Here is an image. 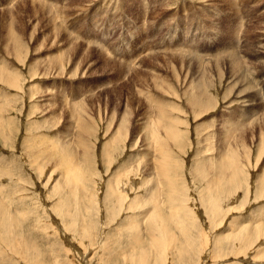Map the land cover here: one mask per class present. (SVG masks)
<instances>
[{"label": "rangeland", "instance_id": "374dc122", "mask_svg": "<svg viewBox=\"0 0 264 264\" xmlns=\"http://www.w3.org/2000/svg\"><path fill=\"white\" fill-rule=\"evenodd\" d=\"M72 1L0 0V65L14 80L0 79V264H263L253 253L264 235L243 245L240 238L264 224V0ZM10 27L20 34L15 49ZM139 63L157 71L161 89ZM135 88L147 106L150 91L160 92L170 114L136 106L135 122L113 139ZM76 92L91 124L86 148L67 122ZM52 94L65 98L55 125ZM148 117L168 135L165 153L144 140L146 130L132 135ZM230 119L241 124L227 137L238 123ZM165 155L168 174H155L152 191L159 210L145 217L148 205L129 204L156 183L144 166ZM119 171L126 187L111 196ZM142 177L152 180L143 185Z\"/></svg>", "mask_w": 264, "mask_h": 264}, {"label": "bare ground", "instance_id": "6f19581e", "mask_svg": "<svg viewBox=\"0 0 264 264\" xmlns=\"http://www.w3.org/2000/svg\"><path fill=\"white\" fill-rule=\"evenodd\" d=\"M72 1V0H71ZM93 1V0H92ZM241 1V0H240ZM73 2V1H72ZM86 2H88V1H86ZM95 2V1H94ZM93 2V3H94ZM232 2V1H231ZM96 3V2H95ZM68 4H70V3H68ZM85 5H86V3H85ZM91 5V4H90ZM231 5H232V7H233V3H231ZM83 6V5H82ZM82 6H81V8L80 9H83L82 8ZM88 6V5H87ZM70 7V5H68V8ZM75 7H77V6H75ZM71 8V7H70ZM88 8V7H87ZM235 8V7H234ZM69 11V10H68ZM76 11V10H75ZM235 11V10H234ZM238 12V11H237ZM71 13V12H70ZM73 13H74V11H73ZM234 15H235V12H234V14H233V17H234ZM64 17H65V15H64ZM67 17V16H66ZM66 17H65V19H66ZM154 21V20H153ZM65 22H66V20H65ZM241 22V21H240ZM66 24H67V22H66ZM5 25V26H4ZM3 26L7 29V26H6V22H5V24H4ZM8 25V24H7ZM241 25V24H240ZM66 28V27H65ZM260 28V27H259ZM10 29H11V31H9V32H7L8 34H6L5 36H7V39H9V40H11L12 41V44L14 45V49L16 48V47H19V46H21V43H20V41H19V39H20V34H15V33H13L12 32V28L10 27ZM9 29V30H10ZM25 30H26V28H22V32L25 34ZM234 34V33H233ZM77 35V34H76ZM81 36V35H80ZM3 38V37H2ZM74 38H75V40L77 39L75 36H74ZM73 38V39H74ZM79 38V37H78ZM5 39V38H4ZM7 39H6V41H7ZM72 39V40H73ZM71 40V39H70ZM72 40H71V42H72ZM75 40H74V42H75ZM79 40V39H78ZM78 40H76V42L78 41ZM81 41V40H80ZM61 42V41H60ZM5 43V42H4ZM9 43V41H7V43L6 44H8ZM81 42H79V43H77V44H80ZM90 43V42H89ZM10 44V43H9ZM74 44H76V43H74ZM83 44H85V43H83ZM13 45H11V46H13ZM10 46V45H9ZM10 46V47H11ZM74 46V45H73ZM170 46V45H169ZM9 47V48H10ZM97 47V46H96ZM176 47V46H175ZM175 47H172V48H175ZM232 47V46H231ZM70 48V47H69ZM80 48V47H79ZM85 48V47H84ZM98 48V47H97ZM168 48V47H167ZM171 48V49H172ZM13 49V50H14ZM100 49V48H99ZM103 49V48H102ZM5 50H7V48L5 49ZM174 50V49H173ZM184 50V49H183ZM9 51H10V49H9ZM9 51H8V53H9ZM86 51V50H85ZM104 51V50H103ZM78 52V51H77ZM82 52V51H81ZM80 52V53H81ZM87 52V51H86ZM85 52V53H86ZM102 52V51H101ZM14 53V52H13ZM13 53H11L12 55H14ZM64 53V52H63ZM99 53V52H98ZM18 54V53H17ZM102 54V53H101ZM145 54V53H144ZM59 55V54H58ZM74 55V54H73ZM104 55V54H103ZM9 56V55H8ZM82 56V55H81ZM106 56V55H105ZM15 57V56H14ZM64 57V56H63ZM80 57V56H79ZM116 57V56H115ZM115 57H113V58H115ZM151 57V56H150ZM66 58V57H65ZM75 58V57H74ZM149 58V57H148ZM157 58H158V56H157ZM77 59V58H76ZM81 59V58H80ZM106 59V58H105ZM147 59V58H146ZM52 60H54V63H57L58 64V62L60 61V59L59 58H52ZM69 60V59H68ZM67 60V61H68ZM123 60V59H122ZM121 60V61H122ZM152 60V59H151ZM153 60H156V57H155V59H153ZM120 61V62H121ZM132 61V60H131ZM62 62V61H61ZM72 62H73V60H72ZM118 62V61H117ZM132 62H134V61H132ZM154 62V61H153ZM152 62V63H153ZM75 63V62H74ZM82 63V62H81ZM103 63V62H102ZM138 64L136 61L134 62V63H131V66H132V64ZM59 64H60V62H59ZM65 64V63H64ZM140 64V63H139ZM157 64V63H156ZM72 65V64H71ZM75 65V64H74ZM142 64H140L139 66L141 67V69H143V68H145V65H144V67L142 68V66H141ZM122 66V65H121ZM130 66V65H129ZM134 66V65H133ZM138 65H137V67H139ZM146 66H148V65H146ZM150 66V65H149ZM6 66H4V67H1V65H0V79H2V81H5V83L6 84H9V86L11 87L12 85H13V78H12V76H11V74H10V68H8V67H6ZM104 67V66H103ZM125 67V66H124ZM152 69H154L152 66H150ZM155 67V66H154ZM54 68V67H53ZM87 68V67H86ZM139 69V68H138ZM146 69H148L147 67L145 68V70ZM145 70H143V71H145ZM160 70V69H159ZM147 71V70H146ZM153 72H155L156 71V69H155V71L154 70H152ZM60 72V71H59ZM148 72V71H147ZM151 72V71H150ZM157 72V71H156ZM155 72V73H156ZM46 73V72H45ZM152 73V72H151ZM154 73V74H155ZM159 73V72H158ZM47 74V73H46ZM56 74V73H55ZM54 74V75H55ZM153 74V75H154ZM148 76H149V78L153 81H151V85H154L155 84V87L157 86V84L155 83V82H157V78H155L156 77V75L155 76H153V75H150L149 74V72H148V74H147ZM128 76V75H127ZM56 77V76H55ZM149 78H144V79H149ZM128 81V80H127ZM140 81V80H139ZM147 82L148 81H146V84H147ZM144 83V82H143ZM195 83V82H194ZM198 83V82H197ZM106 84V83H105ZM145 84V85H146ZM199 84V83H198ZM144 85V84H143ZM144 85V86H145ZM150 85V83L148 84V86L151 88L152 86ZM102 86V85H101ZM100 86V87H101ZM140 86H142V84L140 85ZM82 87V86H81ZM84 87V86H83ZM98 87V86H97ZM201 87V86H200ZM96 88V87H95ZM109 88V87H108ZM133 88V87H132ZM142 88V87H141ZM154 88V87H153ZM157 88L158 89H161L160 88V86H157ZM191 88V87H190ZM195 88V87H194ZM84 89V88H83ZM98 89V88H97ZM105 89V88H104ZM103 89V90H104ZM147 89V88H146ZM192 89H193V87H192ZM88 90V89H87ZM91 90V89H90ZM93 90H94V88H93ZM96 90V89H95ZM108 90V89H107ZM126 90H128L127 88H126ZM135 90H136V95H135V97H131L132 99H128V101H127V103H125V105L126 104H128V106L126 105V108H125V111L122 113V117H121V119H120V122H119V124H118V127H117V130H116V132H115V135L117 134V133H119L120 132V134H125V132L128 130V125L129 124H131V122H135V120L133 119L134 118V116H132L133 114V111H134V108L136 107V106H139V107H143V108H147L146 109V112H147V114L149 115H151L152 113H151V111H155V112H157V114H164V113H168V114H170V112L168 111V110H166V108H171V103L170 102H168V101H166V100H164V98L160 95V92H158L157 90L155 91V92H152V91H150L151 93H150V95H151V97H148L149 95V93L148 94H146V95H148L147 96V99H151V103H149V105L147 106L146 105V103H144L143 101H142V98H141V96H140V91H142V89L140 90V88H135ZM145 90V89H144ZM199 90V89H198ZM66 91V90H65ZM82 91H84V90H82ZM86 91V90H85ZM147 91V90H146ZM149 91V90H148ZM147 91V92H148ZM94 92V91H93ZM143 92V91H142ZM87 93V92H86ZM89 93H91L90 91H89ZM88 93V94H89ZM130 93V92H129ZM196 93H198V94H204L203 92H196ZM84 94V92H82V93H78L77 94V92H76V95L73 97V99H71V100H69V101H67L68 99V96H66L67 98V100H66V104H65V107H67L66 108V110H67V117H68V120H67V122H70L71 120V123L70 124H68V125H70V126H73L74 125V123H76V126H77V129H78V138H77V140L80 142V144H81V146L82 147H84V148H86V145H88L87 144V136H89V131H88V128H91V127H88L89 125L91 126V124H90V122L89 121H87L85 118H84V115H85V113H86V106H85V101H81L80 100V96L82 97V95ZM88 94H85V95H87L88 96ZM92 94V93H91ZM89 95V96H92V95ZM96 94V93H95ZM143 94H144V92H143ZM142 94V95H143ZM193 94H195L194 92L192 93V96L193 97H195L196 95H193ZM53 96H51L52 97V101L53 102H51L50 101V103L52 104V106H50L49 108H50V114L49 115H51V121L48 123L49 125H52V124H56V120H57V117H58V109L59 108H61L63 105H64V103L62 102V100L63 99H65V98H63V99H58V98H56V94L54 95V94H52ZM131 95V94H130ZM133 95V94H132ZM115 96V95H114ZM130 98V97H129ZM51 99V98H50ZM49 99V100H50ZM58 99V100H57ZM87 99H88V97H87ZM87 99H85V100H87ZM93 100V99H92ZM65 101V100H64ZM118 101H120V100H118ZM205 101V100H204ZM206 101H208V100H206ZM116 102V101H115ZM49 103V104H50ZM114 103V102H113ZM118 103V102H117ZM119 104V103H118ZM47 105V104H46ZM116 105V104H115ZM206 107H207V105H205ZM116 107V106H115ZM117 107H118V105H117ZM119 107H120V105H119ZM130 107V110L128 109ZM203 107H204V104H203ZM73 108L75 109V110H73ZM212 108V107H211ZM5 109V107L3 106V105H0V110L1 111H3ZM193 109V108H192ZM208 109V108H207ZM201 110V109H200ZM204 111H207V110H205V109H203ZM60 111V110H59ZM198 112H199V110H197ZM193 112V111H192ZM203 112V111H202ZM202 112L200 113V114H202ZM263 113V112H262ZM65 114V113H64ZM199 114V115H200ZM174 115V114H173ZM60 116V115H59ZM125 116H126V118H127V124L125 123L126 122V120H125ZM231 116V115H230ZM112 117V116H111ZM133 117V118H132ZM164 117V116H163ZM167 117H168V115H167ZM142 118V117H141ZM67 119V118H66ZM152 119H153V117H152ZM238 119H239V117H238ZM2 120H3V118H2ZM148 120L149 121H146L147 123H144L145 125L143 126L142 125V127H135L134 125H133V128L131 129L132 130V135H138L140 132H142V129H144V130H146V132H147V135L145 134V136L144 137H147V138H144V140H147L148 138L149 139H151L154 143H155V147L157 146L158 147V150H161V149H163L162 147H164V144H165V142L167 143V137H168V135H167V137H163V131H162V127H161V123L159 122V120L158 121H150V118L148 117ZM163 121H164V119H162ZM239 120H243V119H239ZM238 120V121H239ZM139 121V120H138ZM229 121H231V119L229 120ZM232 121H237V120H232ZM231 121V122H232ZM237 121V122H238ZM261 121V120H260ZM59 122V121H58ZM167 122H170V118H169V121H167ZM171 123V122H170ZM169 123V124H170ZM229 123V122H228ZM66 124V123H65ZM65 124H63V125H65ZM136 124V123H135ZM230 124V123H229ZM240 124L241 123H234L233 122V124L231 123V125H232V128H229L228 129V127L225 129V130H228L229 131V134H225L224 132V134L227 136V135H232V133L236 130V128H237V126H240ZM59 125V124H58ZM261 125V124H260ZM170 126H172V124H170ZM226 126V125H225ZM64 127H66L67 128V125L66 126H64ZM63 127V128H64ZM130 128V127H129ZM172 128V127H171ZM68 129H70V128H68ZM220 129V128H219ZM218 129V130H219ZM0 134H5V131L4 130H2L1 128H0ZM90 130V129H89ZM174 130V129H173ZM172 130V132H171V134L169 135V137L172 139V141H176L177 139H178V137H179V135H178V133L179 132H177L178 130H175V131H173ZM68 131H70V130H68ZM73 131V130H72ZM91 131H92V129H91ZM90 131V132H91ZM203 131V130H202ZM128 132V131H127ZM7 133V132H6ZM92 133V132H91ZM143 133H145V132H142V134ZM158 133L159 134H162V137H160V136H158ZM168 133H170V129H168L167 128V134ZM127 134V133H126ZM130 134V133H129ZM62 135H64V134H62ZM72 135V134H71ZM67 136V135H66ZM69 136V135H68ZM68 136H67V138H68ZM75 136V135H74ZM139 136V135H138ZM142 136V135H141ZM136 137V136H135ZM228 137V136H227ZM59 138H61V136L58 134V135H56V137L55 138H52V140L53 139H55L56 140V142H58V139ZM65 138V137H64ZM6 139V138H5ZM70 139V138H69ZM113 139H117V135L113 138ZM119 139V138H118ZM133 139H136V138H133ZM138 139H139V137H138ZM60 140V139H59ZM65 140V139H64ZM89 140H90V138H89ZM45 141V140H44ZM49 141V140H48ZM69 141H71V140H69ZM68 141V142H69ZM53 142V141H52ZM52 142H50V143H52ZM55 142V141H54ZM151 142V141H150ZM61 143V146H62V149H63V147L65 148V146H66V148L69 146V144L66 142V141H63V142H60ZM205 143V142H204ZM58 144V143H57ZM173 144V143H172ZM148 146V145H147ZM146 146V147H147ZM173 146V145H172ZM59 147V146H58ZM57 147V148H58ZM79 147H80V145H79ZM223 147V146H222ZM59 148H61V147H59ZM70 148V147H69ZM152 148V147H151ZM247 148V147H246ZM147 149V148H146ZM66 150V149H65ZM68 150V149H67ZM66 150V151H67ZM82 150V149H81ZM87 150V149H86ZM107 150H109V148L107 149ZM145 151V150H144ZM143 151V152H144ZM148 151V150H147ZM162 151V150H161ZM210 151V150H209ZM59 152H61V151H59ZM142 152V151H141ZM162 152H164L165 153V151H162ZM41 153V152H40ZM58 153V151H55V155H57V156H59L60 158H61V161L60 162H63V163H66L67 164V162H68V160H67V158H66V156L63 154V156H62V152H61V154L60 155H58L57 154ZM146 153V152H145ZM145 153H143V154H145ZM148 153V152H147ZM87 154V153H86ZM167 154V153H166ZM220 154V156H222V154H223V152H220L219 153ZM219 154H217L216 155V157L219 155ZM153 156V154L151 155V157ZM164 156V155H163ZM166 156V158H162L161 159V157H160V159L159 158H157L156 160H155V162L153 163L152 162V164L150 165V164H146V166H144V168L146 169V167L147 166H149V167H147V170L145 171L146 172V174L148 175V177H151V178H153V179H155V181H156V183L154 182V181H152L153 182V184L150 186V187H146V190H144L145 192H144V196L143 197H141V198H138L137 200H135L134 202H132V203H130L129 204V208H138V207H141V206H143L144 204H146V205H148L149 206V208L145 211V217H146V215H148L149 214V212L151 211V210H154V215H156V212L159 210V206H160V203L158 202V196L159 195H157L156 194V192H152L153 190H155V188H158L157 186H158V177H157V179H156V177L154 178V176H155V174H158L160 177H161V175L163 174V175H165L166 173H167V164L170 162L168 159H167V157H168V155H165ZM153 157H155V156H153ZM207 158H209V157H207ZM141 159V158H140ZM212 159V158H211ZM150 160V159H149ZM165 160V161H164ZM35 162V161H34ZM146 162V161H145ZM161 162H165V164H164V166H163V168L161 167ZM143 163V162H142ZM204 163V162H203ZM71 164V163H70ZM214 164V163H213ZM142 165V164H141ZM205 166V165H204ZM142 167V166H141ZM207 167H209V166H207ZM67 168V167H66ZM137 169V168H136ZM152 169V170H151ZM209 169V168H208ZM66 170V169H65ZM72 171H73V168L71 169ZM122 170V169H121ZM138 170V169H137ZM203 170V169H202ZM217 170V169H216ZM218 170H220V169H218ZM13 171V170H12ZM67 171V170H66ZM65 171V172H66ZM70 171V170H69ZM134 171V170H133ZM132 171V172H133ZM143 171V170H142ZM211 171V170H210ZM74 172V171H73ZM131 173V172H130ZM219 173V172H218ZM67 174H68V172H67ZM70 174V173H69ZM168 174V173H167ZM202 174V173H201ZM217 174V173H216ZM122 171H119V172H117V174H116V176L115 177H113L112 179H111V181H110V183H108V186H107V188H108V193H109V195L111 194V196H115V195H117V191H122V190H124L125 189V187H126V182L124 181V180H119L122 176ZM124 175H128L127 173L126 174H124ZM146 175V176H147ZM205 175V174H204ZM235 175V173L233 174V176ZM145 176V175H144ZM143 176V177H144ZM143 177H142V180H141V182H142V184L143 183H149V181H151L152 179H143ZM163 177V176H162ZM214 177H216V179H215V184L217 183H219L220 182V178H221V174L220 175H218V176H214ZM127 178V177H126ZM227 179H228V177H226ZM225 178V179H226ZM75 179V178H74ZM165 179V178H164ZM227 179H226V181H227ZM213 180H214V178H213ZM229 180V179H228ZM262 180H263V176H262ZM230 181V180H229ZM160 182V181H159ZM232 182V181H231ZM70 184V183H69ZM211 184H212V186H213V183L211 182ZM215 184H214V186H215ZM144 185V184H143ZM148 185V184H147ZM150 185V184H149ZM231 185V184H230ZM72 187H73V185H71ZM70 186V187H71ZM71 187V189H73ZM258 187V190L261 192V189H260V187L259 186H257ZM263 188H264V186H263ZM150 189V190H149ZM212 189V188H211ZM149 190V191H148ZM208 190H209V188H208ZM151 192V193H150ZM120 193V192H119ZM259 195H261V193L259 194ZM118 196V195H117ZM140 197V196H139ZM115 198V197H114ZM117 198H119V197H117ZM122 198V197H121ZM124 198V197H123ZM120 199V198H119ZM118 199V200H119ZM117 200V199H116ZM141 204V205H140ZM144 207V206H143ZM212 207V206H211ZM213 208V207H212ZM14 215V214H13ZM157 215H158V213H157ZM2 216H3V213H2ZM133 216V215H132ZM160 216H162V215H160ZM136 217H138V216H136ZM143 217V216H142ZM158 217H159V215H158ZM167 217H169V216H167ZM140 217H138V219H139ZM157 218V217H156ZM135 219V218H134ZM159 219V218H158ZM160 219H161V217H160ZM1 220V219H0ZM17 220V219H16ZM15 220V221H16ZM127 221V220H126ZM159 221V220H158ZM156 222V221H155ZM158 223V222H157ZM264 223V222H263ZM14 224H15V222H14ZM164 224V223H163ZM247 225V224H246ZM257 225V224H256ZM260 225V224H259ZM164 226V225H163ZM258 226V225H257ZM261 226V225H260ZM263 227H264V224L262 225ZM261 226V227H262ZM242 227V226H241ZM261 227H256V226H251V228L252 229H250L249 227V229L250 230H248V235H243V237H241L240 238V241L241 240H243V241H241V245H243V244H245V243H252V242H260V238H262L263 237V235H264V229H259V228H261ZM262 227V228H263ZM242 229V228H241ZM247 230V229H246ZM243 231V230H242ZM236 232V231H235ZM241 233V232H240ZM239 233V234H240ZM243 233H245V231L243 232ZM238 234V233H237ZM247 234V233H246ZM203 236H205L204 234H203ZM222 236V235H221ZM226 237V236H225ZM238 239V238H237ZM236 239V240H237ZM263 239V242H264V238H262ZM214 240V239H213ZM224 240H226L225 238H224ZM262 243V242H261ZM240 245V246H241ZM253 245V244H252ZM247 246V245H246ZM245 252V250L243 249V253ZM124 253V252H123ZM242 253V254H243ZM237 254V253H236ZM239 254V253H238ZM121 255V254H120ZM124 255V254H123ZM253 255L254 256H256L257 258H259L260 260H263L264 261V244L262 243V245H257L256 244V246H255V249H254V253H253ZM235 257H236V255H235ZM256 257H255V259H256ZM253 260V259H252ZM254 261V260H253ZM256 261V260H255ZM260 262V261H259ZM257 264V263H256ZM263 264H264V262H263Z\"/></svg>", "mask_w": 264, "mask_h": 264}]
</instances>
